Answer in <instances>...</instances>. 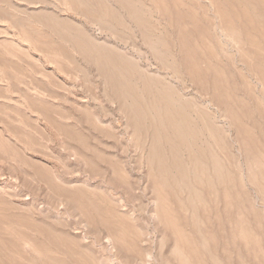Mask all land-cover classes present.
Wrapping results in <instances>:
<instances>
[{"label": "rangeland", "instance_id": "rangeland-1", "mask_svg": "<svg viewBox=\"0 0 264 264\" xmlns=\"http://www.w3.org/2000/svg\"><path fill=\"white\" fill-rule=\"evenodd\" d=\"M0 264H264V0H0Z\"/></svg>", "mask_w": 264, "mask_h": 264}]
</instances>
